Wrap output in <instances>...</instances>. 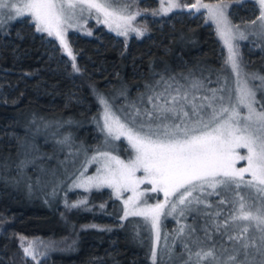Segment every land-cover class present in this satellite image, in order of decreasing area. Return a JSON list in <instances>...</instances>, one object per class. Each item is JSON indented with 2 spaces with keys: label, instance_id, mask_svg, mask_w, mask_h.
<instances>
[{
  "label": "trees",
  "instance_id": "obj_1",
  "mask_svg": "<svg viewBox=\"0 0 264 264\" xmlns=\"http://www.w3.org/2000/svg\"><path fill=\"white\" fill-rule=\"evenodd\" d=\"M186 11L182 4L164 15L154 13V20L143 27L144 35L131 32L126 39L96 24L95 10L82 18L78 14L66 32L74 61L58 39L37 32L31 19H15L0 27V264H152V237L139 217L120 219L119 203L105 188L73 193L55 181L36 190L39 172L31 155L49 163L65 137L72 140L66 148L80 143L89 151L98 131L100 97L114 96V103L124 97L135 99L146 83L161 75L181 79V73L191 71L197 78L212 79L222 64L217 39L197 14L200 11L191 16ZM253 14L240 8L230 11L234 22ZM47 40L53 56L47 52ZM120 146L115 150L124 154ZM85 200L86 204L71 207ZM221 207L228 215L231 205ZM183 222L192 224L193 216ZM204 222V217L196 219L198 226ZM165 230L167 245L174 247L172 258L165 263L166 255L162 264H183L187 254L179 240L174 242L175 230ZM17 234L50 239L53 249L46 261L28 258Z\"/></svg>",
  "mask_w": 264,
  "mask_h": 264
},
{
  "label": "snow or ice",
  "instance_id": "obj_2",
  "mask_svg": "<svg viewBox=\"0 0 264 264\" xmlns=\"http://www.w3.org/2000/svg\"><path fill=\"white\" fill-rule=\"evenodd\" d=\"M164 2L161 0L162 5ZM256 2L259 15L251 21L256 29L252 34L264 38V0ZM182 4L188 7L183 0H167L163 11ZM228 6L226 0L215 4L195 0L191 4L196 11L207 9L208 18L227 46L225 64L235 74L234 89L227 87V77L220 75L212 81L189 71L180 74L183 82L176 75H161L159 80L146 83L144 91L128 104L123 122L109 101L100 97L104 105L101 131L114 140L125 138L135 155L124 161L109 151H98L85 163L103 157L104 169H98L96 176L84 177L81 172L74 180L75 187L85 190L112 188L117 197L122 190L142 196L137 188L145 183L152 186L145 191L163 192L162 202L148 204L145 200L143 208L132 197L125 200L123 218L144 217L155 230L159 245L162 215L175 214L185 221L192 215L193 223L181 224L173 238L187 253L183 264H264V103L257 99V92L264 91V75L245 71L239 47L233 41L248 37L229 20L225 11ZM0 10H7L9 20L30 16L35 30L55 36L73 61L66 32L78 14L82 18L86 11L95 10L98 21L109 27L115 24L118 35L126 36L131 30L142 36L147 30L129 28L135 16L129 12V5L120 6L115 0H0ZM3 23L0 19V27ZM72 67L80 71L75 63ZM256 80L259 85L251 83ZM211 83L218 87L210 88ZM241 108L247 110L245 114ZM60 143L70 144V137ZM238 149L246 152L241 154ZM238 161H246V166L237 167ZM137 172L143 175L137 176ZM209 197L220 199L211 201ZM86 203L80 201L71 207ZM224 205H231L226 216L221 207ZM198 217L205 218L202 226L196 223ZM164 240L162 250L157 246L151 249L152 264H158V260L162 264L164 255L172 258L174 246L167 245V236ZM23 251L36 258L31 242Z\"/></svg>",
  "mask_w": 264,
  "mask_h": 264
},
{
  "label": "rangeland",
  "instance_id": "obj_3",
  "mask_svg": "<svg viewBox=\"0 0 264 264\" xmlns=\"http://www.w3.org/2000/svg\"><path fill=\"white\" fill-rule=\"evenodd\" d=\"M155 1L156 2L151 0H130V2L128 1L126 4L118 3L117 1H115V3H117L120 6L129 5V12L135 16V18L131 20L129 28H137L143 30V27H145L147 23H150L151 21L154 20V18H151L154 13L156 15H164L168 13L163 11V8L167 7V0H165L163 5L161 3V0H155ZM202 2L215 4L218 3L219 0H202ZM226 2L229 5L228 8L225 10L229 20L233 25L240 26V30L244 31L248 37L246 40L233 41V43L238 45L239 47L240 55L245 64V71L264 75V38H262L259 35L252 34L256 29L253 26H251V21L256 19V17L259 15L258 3L256 2V0H250V1L226 0ZM185 3L188 4V7H186L187 8L186 14L187 16H191L192 12H194L195 10L190 9V7L191 4L195 2L194 0H188ZM237 8L249 11V13L253 12L254 14L251 19L248 20L239 19V21L234 22L230 17V11L233 9L236 10ZM199 11L200 12L197 11L196 12L197 14H199V17L202 19V22L204 24L209 25L213 30L214 36L218 42V48L222 59L221 70L216 74H214L213 78L210 80L216 81L217 75L227 77L226 86L234 89L235 80H236L235 74L231 72L230 66L225 64V60L228 55L227 46L224 44L223 39L220 37L215 23L208 18L207 9L202 8ZM6 13L7 10H0V19L4 21L3 24L15 20V19L12 20L7 19ZM149 13H152L151 16H148ZM95 16L97 17V14ZM24 17L27 19H31V17L28 15L16 19H22ZM95 23L96 24L101 23L106 29L115 32L117 34V30H115V24H112V26L109 27L108 24L99 22L97 18H95ZM131 32L134 31L129 30L127 35H129V33ZM45 34L47 35V33ZM127 35L123 37H125L126 39ZM45 44L47 47V52L49 53L50 56H53V50H52L53 46L51 42L47 40ZM221 83L223 84L225 83V81L221 80ZM251 83L255 85H259L260 81L256 80V81H252ZM208 86L210 88L218 87L216 83H211ZM137 97L135 99H129L128 97H124L123 101H121L120 103H114L113 102L114 96H113L110 97V100L108 101L112 106V111L115 113L116 116L120 117L121 121L123 122L125 121L127 116L128 104L132 101H135ZM257 99L260 100L261 103H264V91L257 92ZM240 111L242 114H245L247 110L241 108ZM103 113H104V105L101 104V108L99 109L96 117V127L98 128L97 129L98 131L97 134L92 139L91 142L92 145L89 151H84L83 146L80 143L73 145L75 147L72 148H66L65 144H63V146L58 144L56 148V152H53V157L51 156H49V158L47 157L51 161H49V163L46 164H42L40 160H38L39 156H37L34 152L32 153L31 162L36 163V165L38 166L37 170L39 172V177L33 184L35 185L36 190L43 191L45 190V188H49L55 185L54 183L55 181L56 183H59V185L61 184L62 187H64V190L67 192L79 193L85 190V188L82 187L81 188L75 187L74 180L80 177L81 172L84 173V177L96 176L98 175L97 172L98 169L101 170L104 169L103 157H98L96 162H91L87 164L85 163V161L90 160V158L93 155H97L98 151H109L111 152L112 155H116L121 160L124 161H128L129 159L134 157L135 155L134 150L131 148V146L129 145L128 141L125 138L121 137L120 140H114L110 137H107L106 132L101 131L104 122ZM119 143H121L120 147L124 151V154H120L119 152H117V150H115V148L117 149ZM70 145H72L71 139H70ZM238 151L241 154H244L246 152V149H238ZM246 163H247L246 161H238L236 166L237 167L246 166ZM136 175L141 176L143 175V173L137 172ZM62 178L64 180H61ZM151 187L152 186L147 183L139 185V187L137 188V193L143 192L142 196H137L131 190H126V191L122 190L120 192L119 197H117L115 191L112 188L109 187H102V188H105L106 192L109 193L110 196H112V198L118 201L120 207V219H123L124 209H125L124 201L129 199L130 197L133 198V202L140 208L144 207L143 202L145 200L147 201L148 204H156L157 202H162L165 199L163 192L145 191V189H151ZM91 188H95V187H91ZM53 192H54L53 189L49 190L48 195H52ZM61 193H63V191ZM172 199H174V197H169V200ZM131 206L132 205L130 204L129 207ZM128 217H132V216H128ZM135 217H139L147 225L145 226V228L150 232V235L152 237L151 249L154 246H157L159 250H162L164 248L163 245L165 244V241L163 237L164 235L162 234L166 231L165 227H167L168 230L171 229L175 230L176 228L178 229L181 226V224H184L183 218L178 217L175 214L171 216L162 215L160 218V227H159L161 239L159 245H156V233L155 230L151 228L150 223H147L144 217L142 216H135ZM173 220H176V223H178L179 221L177 227H175L176 225H173L172 222ZM181 220L182 223H180ZM21 237L24 238L23 242L21 241ZM29 242H31L32 244L36 258L32 259L31 256H27V257L30 258L34 263H44L46 261V258L52 252L51 250L53 249L51 240L37 235L28 236V235L17 234V243L20 245L22 249L28 246ZM165 256L166 255H164V257ZM149 259H150L149 261L152 262L151 251H150ZM169 260L170 258L166 256L165 263H168Z\"/></svg>",
  "mask_w": 264,
  "mask_h": 264
}]
</instances>
